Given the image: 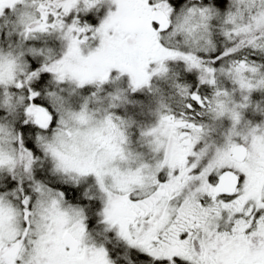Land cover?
<instances>
[{
    "label": "snow or ice",
    "instance_id": "6c2138e0",
    "mask_svg": "<svg viewBox=\"0 0 264 264\" xmlns=\"http://www.w3.org/2000/svg\"><path fill=\"white\" fill-rule=\"evenodd\" d=\"M18 5L23 38L0 45V264H264V115L248 111L264 0H0V17ZM124 77L171 79L148 159L90 107Z\"/></svg>",
    "mask_w": 264,
    "mask_h": 264
},
{
    "label": "flooded vegetation",
    "instance_id": "af4514ba",
    "mask_svg": "<svg viewBox=\"0 0 264 264\" xmlns=\"http://www.w3.org/2000/svg\"><path fill=\"white\" fill-rule=\"evenodd\" d=\"M25 10V7L22 5H18L17 9L15 11L6 9L5 14L3 17H0V38L5 40V32L11 31L13 27H15V30L12 31V34L15 38H19L22 36V25L19 23V16L22 11ZM28 11L35 12V8L29 6L27 8ZM6 21H10L12 23L6 24ZM128 80H125V77L122 78L119 81H114L110 84H105L103 86H100V89L98 91V95L103 98L101 102H91V104H102L104 101L111 98L108 96L109 93H115L117 90H124L125 95L127 96L126 101H120L116 100L115 103L112 105L113 107H119L122 112L127 111V113H132L134 109L139 108L142 103L138 99L149 97L150 92L155 90L153 86H145L144 88L138 89L135 92L132 91L130 84L127 82ZM119 84H121L119 86ZM261 99V110L260 114L263 115V94H260ZM166 102V101H165ZM168 103V102H166ZM175 102H173L170 105H174ZM154 111V110H153ZM153 111H150L146 114V116H142L143 123L148 124V129L151 128L152 125H155L157 122H159V117H155L153 114ZM245 116L247 117V112L245 113ZM250 119V117H249ZM255 123V121H254ZM231 127V122L227 119L219 120L214 122L213 124V132L211 134V138L213 140H216L217 142H223L225 134ZM129 143L128 147L132 150L137 152V150L142 151L145 154V159H148L151 156L150 148H149V141L151 137L145 135V133H137L133 136H129ZM146 147V148H144Z\"/></svg>",
    "mask_w": 264,
    "mask_h": 264
},
{
    "label": "rangeland",
    "instance_id": "374dc122",
    "mask_svg": "<svg viewBox=\"0 0 264 264\" xmlns=\"http://www.w3.org/2000/svg\"><path fill=\"white\" fill-rule=\"evenodd\" d=\"M23 37L20 36L19 38H15L14 35L12 34L11 36H8L7 37V40H4L2 38H0V45H3V46H7V44H13L15 45L17 39H22ZM173 72H180V69L178 67H173L172 69ZM172 73L169 74V76L171 77ZM182 75V74H181ZM125 80H128L127 77H125ZM165 81V79H163ZM167 82H170V86H171V79H168L166 80ZM129 83V81H127ZM121 84H119L120 86ZM154 85V88L156 91H158L161 95V98L159 99V101L156 103V117H159L160 119V115L166 111V106L172 104L173 102H175V99L174 97L172 96V92L169 93V96L166 97V100H165V96L167 95V90L168 89H165L163 86H160L158 84H152ZM163 88V89H162ZM171 88V87H170ZM172 90V89H170ZM152 95H154V90L151 92ZM86 95V94H83L81 93L80 94V102L82 103V97ZM237 95L239 96V93H237ZM150 97H152L150 95ZM263 97H264V94H263ZM163 99L168 102L166 103L165 101H163ZM115 103V101H112L110 99L104 101L102 104H90V107H92L93 109L95 110H98V114H105V110L109 111V112H112L114 113L116 116H119L121 118H123L125 121H128L129 124H128V127L126 129L127 131V135L128 137L130 136H133L135 134V132L137 133H147L149 129H151L152 127L156 126L158 124V122L155 124V125H152L151 128H147L148 127V124L146 123H143V119L141 116H139L138 114L134 113V111L132 113H127V111L125 112H122L120 110L119 107H113L112 105ZM111 104V106H110ZM261 99H260V94H257L254 96V99H253V102L252 104L250 105L248 111L252 112L253 115H261L260 114V110H261ZM136 110V109H134ZM225 119H223L224 121ZM228 121V120H227ZM137 124H141L139 127H135ZM129 140V139H128ZM146 148V147H144ZM135 152V151H134ZM137 152L143 154L144 158H145V154L140 151V150H137Z\"/></svg>",
    "mask_w": 264,
    "mask_h": 264
},
{
    "label": "trees",
    "instance_id": "16d2710c",
    "mask_svg": "<svg viewBox=\"0 0 264 264\" xmlns=\"http://www.w3.org/2000/svg\"><path fill=\"white\" fill-rule=\"evenodd\" d=\"M180 72L181 74L183 75L182 73V70L180 69ZM152 84H158L160 86H163L165 89H168L167 90V95L165 96V100H166V97L169 96V93L172 92V90H170L171 86H170V82H167L166 80L164 81L163 79L161 78H154L153 81L151 82V85L150 86H153ZM163 89V88H162ZM150 95L152 97H150ZM150 95L149 97H146V98H142V99H138L140 101L141 106L139 108H136V110H134V113L138 114L139 116H146V114L150 111H153V114L155 115L156 117V103L159 101V99L161 98V95L158 91L154 90V95H152V93L150 92ZM163 99V101H165ZM263 115H264V97H263ZM141 124H137L135 127H139Z\"/></svg>",
    "mask_w": 264,
    "mask_h": 264
}]
</instances>
